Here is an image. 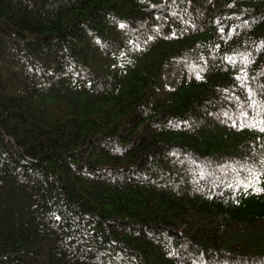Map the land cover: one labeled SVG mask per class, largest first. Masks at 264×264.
<instances>
[{
    "label": "trees",
    "instance_id": "16d2710c",
    "mask_svg": "<svg viewBox=\"0 0 264 264\" xmlns=\"http://www.w3.org/2000/svg\"><path fill=\"white\" fill-rule=\"evenodd\" d=\"M0 264H264V0H0Z\"/></svg>",
    "mask_w": 264,
    "mask_h": 264
}]
</instances>
